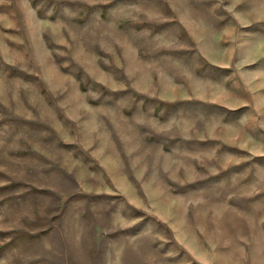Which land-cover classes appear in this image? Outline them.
<instances>
[{
	"label": "rangeland",
	"instance_id": "374dc122",
	"mask_svg": "<svg viewBox=\"0 0 264 264\" xmlns=\"http://www.w3.org/2000/svg\"><path fill=\"white\" fill-rule=\"evenodd\" d=\"M0 264H264V0H0Z\"/></svg>",
	"mask_w": 264,
	"mask_h": 264
}]
</instances>
